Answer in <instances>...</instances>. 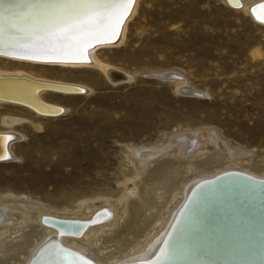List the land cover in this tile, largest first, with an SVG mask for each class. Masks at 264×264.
<instances>
[{
    "label": "rangeland",
    "instance_id": "obj_1",
    "mask_svg": "<svg viewBox=\"0 0 264 264\" xmlns=\"http://www.w3.org/2000/svg\"><path fill=\"white\" fill-rule=\"evenodd\" d=\"M96 55L131 80L0 59L2 71L90 92L45 97L64 106L57 118L0 105V132H11L9 159L0 162V211L12 223L0 230V264L28 263L47 236L43 217L88 222L100 209L113 210L110 223L92 226L76 244L97 262L125 264L156 240L192 182L233 169L264 177V26L247 11L225 0H139L123 43ZM169 73L203 96L183 95L175 80L159 77ZM10 117L23 122L9 130L2 120ZM191 132L203 144L188 158L179 146L143 168L135 157ZM211 132L240 156L210 143Z\"/></svg>",
    "mask_w": 264,
    "mask_h": 264
},
{
    "label": "bare ground",
    "instance_id": "obj_2",
    "mask_svg": "<svg viewBox=\"0 0 264 264\" xmlns=\"http://www.w3.org/2000/svg\"><path fill=\"white\" fill-rule=\"evenodd\" d=\"M225 1L231 9L247 11L256 23L264 26V0L250 5L245 0ZM119 2L120 0H0V59L17 65L95 69L104 73L115 84L122 83L113 81L118 77L113 73L120 72L129 81V74L99 60L96 54L99 49L115 48L123 43L127 24L136 12L139 0H135L130 6L131 10L122 21L116 37L108 35L100 41H93L83 49L82 55L76 50L73 41L59 40L53 35L64 23L62 19L51 15L55 8L94 3L98 5L97 11L105 12L113 10ZM239 4H243L241 9L237 7ZM0 77H28L37 82L79 87L89 92L84 85L49 80L22 70H0ZM160 77L175 80L180 86H177V91L183 95L203 96L196 90L193 91L182 76L169 73ZM40 88L27 81L0 80V105L20 108L41 118H57L59 110L44 104L61 107L65 111L64 106L49 102L45 97L80 96L79 93L55 90L38 92ZM2 122L11 130L23 120L10 117L4 118ZM9 133L0 132V157H6L9 152ZM210 137V143L221 148L232 159L240 156L239 152L232 151L218 139L215 132H211ZM202 144L198 133L191 132L174 138L165 148L136 150L135 157L143 168L150 161L178 146L180 156L188 158ZM182 200L168 224L146 248L145 253L125 264H145L146 261H151L150 264H264V177L229 170L203 181L192 182L184 189ZM20 207L29 212L35 211L33 207ZM109 212L112 214L113 210H98L90 220L96 221V224L89 227L86 224L89 220L43 217L42 226L47 231V236L33 251L27 264H103L89 257L76 243L92 230V226L109 224ZM7 216L6 211H0V230L11 226ZM45 218L49 219L44 222Z\"/></svg>",
    "mask_w": 264,
    "mask_h": 264
},
{
    "label": "snow or ice",
    "instance_id": "obj_3",
    "mask_svg": "<svg viewBox=\"0 0 264 264\" xmlns=\"http://www.w3.org/2000/svg\"><path fill=\"white\" fill-rule=\"evenodd\" d=\"M134 2L135 0H120L113 10L105 12L97 11L98 5L94 3L59 6L53 9L51 15L62 19L64 23L53 35L59 40L73 41L76 50L82 55L83 49L93 41H100L108 35H118V29Z\"/></svg>",
    "mask_w": 264,
    "mask_h": 264
},
{
    "label": "water",
    "instance_id": "obj_4",
    "mask_svg": "<svg viewBox=\"0 0 264 264\" xmlns=\"http://www.w3.org/2000/svg\"><path fill=\"white\" fill-rule=\"evenodd\" d=\"M233 7H236L234 5H232ZM241 4H239V6L237 7H240ZM91 49V48H90ZM113 75H117L118 77H116L117 80H113V81H121V82H125L127 81V79L124 77V75L120 72H114ZM159 76V75H158ZM113 77V76H112ZM160 77V76H159ZM0 80H20V81H27V82H30V83H33V84H36L38 86H40L41 88L39 89L38 92H41L42 90H55V91H59V92H65V93H79V94H82L85 92V90L79 88V87H73V86H62V85H56V84H50V83H44V82H37V81H34L28 77H22V78H17V77H0ZM8 100V99H7ZM11 102H16V103H21V102H18V101H13V100H9ZM24 105V103H21ZM45 106L49 107V108H53V109H56V110H59V114H57L58 116H60L61 114L64 113V110L61 108V107H55V106H51V105H47V104H44ZM10 138L8 136V142H9ZM8 144V143H7ZM9 152H7L6 154V157H4L3 159H0V162L1 161H5V160H8L9 159ZM49 218H45L44 219V222H46V220H48ZM87 226H91L93 225V223H86ZM151 261H146L145 264H150Z\"/></svg>",
    "mask_w": 264,
    "mask_h": 264
}]
</instances>
